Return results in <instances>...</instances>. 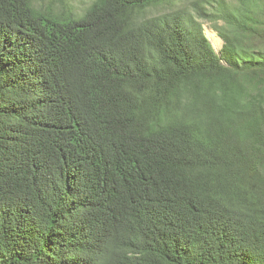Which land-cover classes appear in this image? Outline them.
Returning a JSON list of instances; mask_svg holds the SVG:
<instances>
[{
  "label": "trees",
  "instance_id": "trees-1",
  "mask_svg": "<svg viewBox=\"0 0 264 264\" xmlns=\"http://www.w3.org/2000/svg\"><path fill=\"white\" fill-rule=\"evenodd\" d=\"M0 264H264V0H0Z\"/></svg>",
  "mask_w": 264,
  "mask_h": 264
},
{
  "label": "rangeland",
  "instance_id": "rangeland-1",
  "mask_svg": "<svg viewBox=\"0 0 264 264\" xmlns=\"http://www.w3.org/2000/svg\"><path fill=\"white\" fill-rule=\"evenodd\" d=\"M68 1H70V3H72L76 7H85L89 5L90 3H92L94 0H68ZM180 2L181 1H179V3ZM205 30H206L207 36L210 38L215 48L221 52V49L224 45V40L220 37L218 32L211 27V24L209 21H205Z\"/></svg>",
  "mask_w": 264,
  "mask_h": 264
},
{
  "label": "clouds",
  "instance_id": "clouds-1",
  "mask_svg": "<svg viewBox=\"0 0 264 264\" xmlns=\"http://www.w3.org/2000/svg\"><path fill=\"white\" fill-rule=\"evenodd\" d=\"M91 4V3H90ZM88 6V5H87ZM87 6H85V7H80V8H82V9H84V8H86Z\"/></svg>",
  "mask_w": 264,
  "mask_h": 264
},
{
  "label": "water",
  "instance_id": "water-1",
  "mask_svg": "<svg viewBox=\"0 0 264 264\" xmlns=\"http://www.w3.org/2000/svg\"><path fill=\"white\" fill-rule=\"evenodd\" d=\"M209 38V37H208ZM210 39V38H209ZM215 47V46H214Z\"/></svg>",
  "mask_w": 264,
  "mask_h": 264
}]
</instances>
